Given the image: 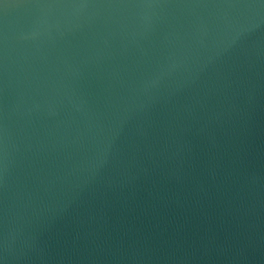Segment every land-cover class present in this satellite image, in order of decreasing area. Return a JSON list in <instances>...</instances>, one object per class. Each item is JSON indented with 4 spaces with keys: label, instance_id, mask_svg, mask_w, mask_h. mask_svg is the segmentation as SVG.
<instances>
[{
    "label": "water",
    "instance_id": "95a60500",
    "mask_svg": "<svg viewBox=\"0 0 264 264\" xmlns=\"http://www.w3.org/2000/svg\"><path fill=\"white\" fill-rule=\"evenodd\" d=\"M0 264H264V0H0Z\"/></svg>",
    "mask_w": 264,
    "mask_h": 264
}]
</instances>
